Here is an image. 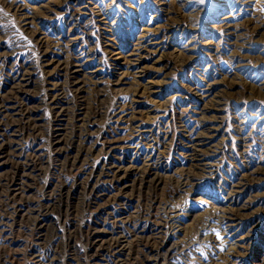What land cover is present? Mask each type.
<instances>
[{"label": "rangeland", "instance_id": "1", "mask_svg": "<svg viewBox=\"0 0 264 264\" xmlns=\"http://www.w3.org/2000/svg\"><path fill=\"white\" fill-rule=\"evenodd\" d=\"M263 14L264 0H0V113L36 126L0 121V195L20 188L0 202V264H264Z\"/></svg>", "mask_w": 264, "mask_h": 264}, {"label": "bare ground", "instance_id": "2", "mask_svg": "<svg viewBox=\"0 0 264 264\" xmlns=\"http://www.w3.org/2000/svg\"><path fill=\"white\" fill-rule=\"evenodd\" d=\"M259 13V12H258ZM254 14V13H253ZM264 15V14H263ZM264 16H261V15H259V16H257L255 19H253V22H256V21H258L260 24H264V18H263ZM176 22V21H175ZM248 22H250V21H248ZM177 25L176 26H179L180 25V22H178L177 21V23H176ZM181 24H183V22H181ZM239 26V25H238ZM237 26V27H238ZM261 26V25H260ZM240 28H241V26H240ZM19 42H20V40H19ZM237 57H238V55H237ZM42 59H43V57H41ZM73 67H77V65H73ZM69 72V71H68ZM72 74V73H71ZM70 78V77H69ZM77 79V78H76ZM67 81V80H66ZM68 81H69V79H68ZM81 82L80 81H72V85H70V86H73V87H76L79 91H80V89L82 88V86H79V84H80ZM65 84V83H64ZM64 86V85H63ZM69 86V85H68ZM64 89H65V87H64ZM63 90V89H62ZM62 92V91H61ZM76 92V91H75ZM77 93V92H76ZM74 95H76V94H74ZM75 98V97H74ZM16 99V98H15ZM76 99V98H75ZM74 99V100H75ZM60 100H62V99H60ZM65 100V99H64ZM69 100V99H68ZM82 100V99H81ZM18 101V100H17ZM16 101V102H17ZM20 102V101H19ZM18 102V103H19ZM23 102V101H22ZM66 103V102H65ZM6 104V102L1 106V108H2V111H1V113H0V116H2V114L4 115L3 117H5V120H0V121H11V122H15L14 124H16V126H20V128L22 127V128H28L29 130H34L35 129V127L36 126H34V125H32L33 126V128L30 126V127H28V126H26L30 121H19V120H17L18 122H16V120H11L12 119V114L11 113H9V111L10 110H14V109H16L19 105H17V106H7V105H5ZM20 104V103H19ZM57 104V103H56ZM67 105H68V103H67ZM75 105V104H74ZM58 106H60V105H58ZM63 106V105H62ZM65 107V106H64ZM80 107V106H79ZM59 108V107H58ZM78 109H80V108H78ZM16 114V113H15ZM19 114V113H18ZM21 114V113H20ZM57 115V114H56ZM58 116V115H57ZM23 117V116H22ZM22 120V119H21ZM29 120V119H28ZM29 125V124H28ZM15 126V127H16ZM4 128V127H3ZM198 128V127H197ZM200 129V128H199ZM202 129V128H201ZM27 130V129H26ZM208 133V132H207ZM201 137H202V135H200ZM204 137H207V134H204ZM29 138V137H28ZM73 139V138H72ZM72 143V142H71ZM202 143V142H201ZM198 150V152L197 153H195L194 155L195 156H198V157H200V156H203V154H199V153H201L200 152V150L199 149H197ZM12 154V153H11ZM11 156V155H10ZM14 156V155H13ZM39 159H40V156L37 154V152L34 150V151H32L31 152V154H30V156H29V158H28V160H27V162L25 163V165L23 166V168H22V173H21V175L22 176H20V178H21V180L22 181H20L19 183L20 184H23L25 181H26V179L27 178H29L30 177V175H31V172L32 171H34V169L37 167L36 165H37V162L39 161ZM200 162H201V160H200ZM211 166V164L210 165H208V167H210ZM150 169V168H149ZM204 169V168H203ZM64 170L66 171L67 170V168L65 167L64 168ZM61 175V174H60ZM104 175V174H103ZM147 176H149L150 177V179L148 180V181H151L150 182V184H152V182H154L155 180H156V178H157V175H156V173L155 172H147ZM198 176V175H197ZM201 176V175H200ZM68 178V177H67ZM67 178H66V180H67ZM70 178V177H69ZM199 178V180H198V182H197V185L198 184H202L203 182H204V180H203V178H204V176H201V177H198ZM63 179V178H62ZM154 180V181H153ZM71 181V180H70ZM184 183V182H183ZM18 185V184H17ZM64 186H66L67 187V185H64ZM60 188V187H59ZM15 189H20L19 187H17L16 188V186L12 189V191H8V194L7 193H5V195H6V197L5 198H2L1 197V195H0V202H1V200H3L4 201V203H5V205L6 204H8L11 200H12V198L15 196L14 195V192H13V190L15 191ZM64 189V187H61V190H63ZM58 193H60V189H58ZM59 195V194H58ZM52 196V201H53V199L55 200L54 201V203H52L51 204V206H50V208L51 207H53L55 204H56V197H54V194H52L51 195ZM4 197V196H3ZM89 199V198H88ZM87 199V200H88ZM92 199V198H91ZM93 201V200H92ZM8 202V203H7ZM161 202V201H160ZM90 204V203H89ZM58 205V204H57ZM155 205V204H154ZM7 207H8V205H7ZM8 208H11V210H12V212H13V216H12V219H14V215L16 214V212H19V211H21L22 209H24V208H22V206H20V205H14V206H10V207H8ZM159 208V207H158ZM47 209V208H46ZM26 210L28 211V212H32V211H34L33 209H30V208H27L26 207ZM49 211V210H48ZM11 212V211H10ZM35 213V212H34ZM1 214V213H0ZM149 214V213H148ZM37 215V214H36ZM35 215V216H36ZM47 217H48V213L47 214H39L38 215V220H37V225H36V239H38L39 237H40V232L42 231V229H46V225H44V222H46V219H47ZM149 217V216H148ZM157 217H159V216H157ZM156 218V217H155ZM160 218V217H159ZM172 218V217H171ZM171 218H169V220H168V222L165 224V222H163V225H165V226H168L169 228L171 227V228H173L172 227V223H173V219H171ZM173 218H175V217H173ZM146 219V218H145ZM137 220H138V218H137ZM155 220V219H154ZM177 221V220H176ZM8 221H7V219H6V217L4 216V215H2V216H0V232H2V231H4V227H5V224L7 223ZM48 222V221H47ZM169 223V224H168ZM161 226V225H160ZM166 229V228H165ZM168 230V229H167ZM137 231V230H136ZM135 231V232H136ZM164 231V230H163ZM166 231V230H165ZM139 232V231H138ZM167 232V231H166ZM167 235V234H166ZM74 237V236H73ZM167 237V236H166ZM1 238V237H0ZM0 240H2V239H0ZM9 240V239H8ZM3 241V240H2ZM36 241V240H35ZM92 243V242H91ZM3 244V243H2ZM162 244H168V241L167 240H164L163 242H162ZM34 245V244H33ZM92 247H94V248H96L95 250H96V253L95 254H97V253H100L99 254V256L101 255V251H103V250H105V247H103V244H97V241L96 242H94V243H92ZM36 246V245H35ZM76 248H77V246H75ZM110 248H112V252H111V254H112V256L115 258V254H117L118 253V251H115V246H111ZM119 248V247H118ZM76 250V249H75ZM74 250V251H75ZM109 251V250H108ZM105 254V253H104ZM79 256V255H78ZM92 256H94V254H92ZM98 256V257H99ZM80 257V256H79ZM158 256H156V257H154V258H152L151 259V261L152 262H154V263H156L157 261H158V258H157ZM33 258H34V264H53V262L54 261H56L54 258H41V257H39L38 255H34L33 256ZM106 258V257H105ZM107 259V258H106ZM111 261V263L112 264H115V259H112V260H110ZM116 261H118L117 262V264H128V259L126 258V260H122V259H116ZM105 264H107V263H105ZM108 264H110V263H108Z\"/></svg>", "mask_w": 264, "mask_h": 264}, {"label": "snow or ice", "instance_id": "3", "mask_svg": "<svg viewBox=\"0 0 264 264\" xmlns=\"http://www.w3.org/2000/svg\"><path fill=\"white\" fill-rule=\"evenodd\" d=\"M200 3H210V0H199Z\"/></svg>", "mask_w": 264, "mask_h": 264}]
</instances>
